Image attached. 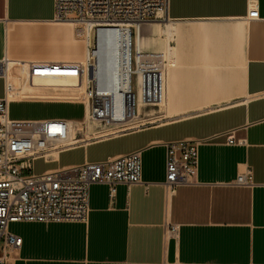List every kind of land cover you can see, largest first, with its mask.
Segmentation results:
<instances>
[{
  "label": "crops",
  "instance_id": "1",
  "mask_svg": "<svg viewBox=\"0 0 264 264\" xmlns=\"http://www.w3.org/2000/svg\"><path fill=\"white\" fill-rule=\"evenodd\" d=\"M250 1L169 0L175 55L165 118L63 149L55 162L34 161H44L48 168L40 173H47L141 150L142 181L118 185L113 200L108 185L93 184L87 222L11 223L22 246L8 264H264V0H254L260 18L253 20ZM4 57L84 60L86 25L59 20L55 0H0ZM7 95L0 77V98ZM12 102L84 104L10 99L9 114ZM231 133L246 144L229 145ZM195 139L203 140L199 182L169 192L165 143ZM247 166L255 185H231Z\"/></svg>",
  "mask_w": 264,
  "mask_h": 264
},
{
  "label": "built area",
  "instance_id": "2",
  "mask_svg": "<svg viewBox=\"0 0 264 264\" xmlns=\"http://www.w3.org/2000/svg\"><path fill=\"white\" fill-rule=\"evenodd\" d=\"M168 6L169 0H55L59 20L85 23V59L0 60V77L6 80L7 89L13 66L33 84L41 79L71 80L74 87H83L86 107L81 122L15 120L9 114L8 95L0 98V264H8L12 251L22 246V238L9 229L11 223L87 222L93 184L108 185L113 200L118 185L142 181L141 150L40 174L34 172V161H52L58 152L77 144L159 123L149 112L164 107L174 57L168 51L143 49L136 37L143 23L159 19L160 14L167 16ZM259 18L257 3L251 6L250 1L247 19ZM88 122L97 125V133H87ZM202 143L201 139L165 143L169 192L199 182ZM227 143L245 145L246 140L231 133ZM230 184L254 186L252 168L247 166ZM177 230L172 225L168 233Z\"/></svg>",
  "mask_w": 264,
  "mask_h": 264
},
{
  "label": "bare ground",
  "instance_id": "3",
  "mask_svg": "<svg viewBox=\"0 0 264 264\" xmlns=\"http://www.w3.org/2000/svg\"><path fill=\"white\" fill-rule=\"evenodd\" d=\"M254 5L255 2L254 0H252L251 6ZM161 17H165V16H162L160 14L158 18L160 19ZM174 34H175L174 22L172 19L166 16L165 21H150L143 23L142 26L140 27V30L137 33L136 41L137 44L140 45L145 50L165 51V52L168 51L170 54L173 55L172 50L173 48L175 49ZM74 86L75 84H73L71 80L41 79V80H36L35 84L29 83L28 81H26V79H23V77L19 76L17 70L13 66L10 68L8 73L9 99L42 98V99H72V101L73 99H79V100L82 99L83 101V99L85 98L83 87H74ZM168 93H169V74H168V83H167V97H168ZM166 103H167V98L163 103L164 107H166ZM143 120L145 121L146 118H144ZM97 131L98 128L96 127V124L88 122L87 133H97ZM55 161L57 160H54L53 162Z\"/></svg>",
  "mask_w": 264,
  "mask_h": 264
},
{
  "label": "rangeland",
  "instance_id": "4",
  "mask_svg": "<svg viewBox=\"0 0 264 264\" xmlns=\"http://www.w3.org/2000/svg\"><path fill=\"white\" fill-rule=\"evenodd\" d=\"M165 18L166 16L153 21H165ZM172 51H173V55H175L174 48ZM164 109L165 107L161 108L160 110L152 108L149 113L153 115V118L157 116L158 120L164 119L165 118L164 116L167 114L164 111ZM85 114H86V107L85 104L83 103L40 104V103L12 102L10 105L11 118H18V119H39L40 117H44L46 115H59L63 117L83 120L85 118ZM40 161H38V164L37 162L34 163V172L40 173L45 171L46 168H48V165H45L44 161H41V163ZM1 252H2V246L0 245V254H2Z\"/></svg>",
  "mask_w": 264,
  "mask_h": 264
},
{
  "label": "water",
  "instance_id": "5",
  "mask_svg": "<svg viewBox=\"0 0 264 264\" xmlns=\"http://www.w3.org/2000/svg\"><path fill=\"white\" fill-rule=\"evenodd\" d=\"M92 71H93V70L91 69V73H92Z\"/></svg>",
  "mask_w": 264,
  "mask_h": 264
}]
</instances>
